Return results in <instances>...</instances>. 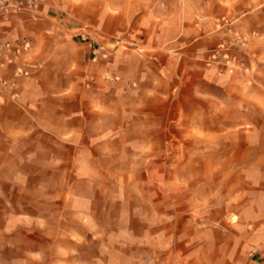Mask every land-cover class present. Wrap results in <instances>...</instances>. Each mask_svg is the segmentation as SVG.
I'll return each mask as SVG.
<instances>
[{
	"label": "crops",
	"instance_id": "obj_1",
	"mask_svg": "<svg viewBox=\"0 0 264 264\" xmlns=\"http://www.w3.org/2000/svg\"><path fill=\"white\" fill-rule=\"evenodd\" d=\"M14 2L0 13V264H176L161 257L166 237H154L149 225L139 234L130 219L132 231H114L110 223L118 215L96 216L98 193L110 187L98 185L95 176L111 175L118 166L122 136L126 144L141 142L142 160L132 154L134 164L121 173L128 167L149 173L148 161L167 139L163 94L199 90L183 81L194 73L222 96L217 128L210 123L207 135L217 129L224 138L236 108L245 143L236 154L223 155L228 167L231 157L238 161L235 172L223 169L221 199L207 193L206 214L187 217L206 226L185 236L187 252L173 253L186 255L185 264H264V0ZM228 27L247 41L249 54L235 61L244 68L205 63L199 54ZM150 104L160 106L152 112ZM47 147L58 154L46 155ZM41 154L61 160V182L43 186L23 181L19 168L7 172V159L30 161ZM41 173L36 168L28 176ZM39 190L61 193L40 200L26 194ZM39 203L50 211L61 208L60 217L39 214ZM112 203L121 204L112 197L102 202ZM192 204L191 197L184 207ZM48 219L61 228L48 229ZM135 242L142 243L140 250Z\"/></svg>",
	"mask_w": 264,
	"mask_h": 264
},
{
	"label": "rangeland",
	"instance_id": "obj_2",
	"mask_svg": "<svg viewBox=\"0 0 264 264\" xmlns=\"http://www.w3.org/2000/svg\"><path fill=\"white\" fill-rule=\"evenodd\" d=\"M246 42L242 33L235 32L228 27L224 31L223 38H220L213 46L199 51V54L206 56L207 60L202 59L205 63L215 64L219 67L241 66L244 68L246 63L242 62L241 64V62L237 63L235 61L237 56L249 54ZM204 72L203 70V74ZM196 76L198 74L194 73L192 80L183 81L187 83V88H189L190 81H193L194 87L199 90H167V94H163L167 111V139L165 144L153 154L154 158L152 161H148L150 165L149 169L146 170L149 172L147 175L134 174L130 167H128L129 171L126 174L121 173V170H126L124 168L126 165L134 164V161L131 160L132 154L138 158V161L142 160L141 142L126 144L122 136V139L120 138L122 143L117 144V148L122 146V151L119 153V158L115 163L118 164L114 168L115 172L113 171L111 175L98 174L95 176V182L98 185L102 184L105 187L109 185L110 187L103 191V195L98 193V199L94 207L96 216L104 220L108 215H118V222L110 223L114 231L125 232L133 229L141 234L146 228L145 226L149 225L154 237L159 235L166 237L164 245L167 249L161 254V257H165L167 262H175L176 264L180 262L185 264L187 260L186 255L179 259L173 253L175 249L177 252H187L186 248L191 243L189 239H186L187 243L184 244L185 236L192 233L196 226L197 228L206 226L202 224V219L192 222L191 220L188 221L187 217L197 215L200 218L206 214L205 198L208 197L207 193L210 195L211 193L214 194L215 202L221 199L223 169L227 166L226 157L223 155L228 153L236 154L245 143L243 135L238 133L239 128L235 125L238 122L236 108L230 114L231 125L223 128L226 132L224 138L216 134L217 129L207 135L210 123L214 124L212 128H217L215 124L221 117V110L218 108L221 107L222 96L218 90H212L207 87L208 80L203 75H199L194 80ZM139 101L140 99L138 101L134 100L135 103ZM156 106H160V104ZM150 107L151 111L154 112V105L150 104ZM211 111H214L212 118L206 119V114ZM206 121L208 122L206 128H204ZM18 143L21 146L24 145L23 141ZM110 146L112 150L116 149V144L112 143ZM131 149L133 151L129 152L128 150ZM45 153L46 155L49 153L58 154L57 151L51 152L49 147H47ZM120 156H123V158L121 159ZM56 157L55 155L50 159L41 154L35 160H30L31 162L29 160L7 159L5 165L7 170H9L7 172H11L13 168H19L23 171V181L39 182L43 186L46 184L47 186H54L55 182L62 181L56 171L63 172L59 169L61 160L56 159ZM236 161L238 159L231 157L230 165L226 167L224 172H235L237 170ZM72 162L73 160H70L71 164ZM30 163L31 166L29 165ZM36 168H39L42 173L37 179H32L28 176V173ZM139 168L141 170L140 166ZM48 171H50V174L46 176L45 173ZM52 172L55 173L53 174ZM73 176L75 174L70 176L71 182L73 181ZM236 176L238 177V175ZM237 177L230 175L231 180L238 182ZM109 180H111L110 184L107 183ZM180 190L183 196L179 195ZM60 193V190L26 192L27 195L31 194V197L37 200L56 197ZM178 195L179 198L176 201L175 197ZM190 196L195 200V204L184 207V204L189 202ZM14 197L12 196V198ZM111 197L118 199L121 204H116L114 207V203H112L110 207H104L102 202ZM22 199H24V195ZM181 202L183 204L182 208L179 205H174V203L181 204ZM31 207L33 209L34 205H31ZM37 208L39 209V214H45L46 211L48 212L51 209V207H47L43 203H39ZM60 211L61 208H54L48 215L52 218H57V216L60 217L58 215ZM121 215H123L122 218L119 217ZM214 215L216 217L217 213H214ZM179 216H182V221L175 223L176 217ZM130 219L133 220L129 224L132 229L126 226V220L130 221ZM143 220L146 221L143 222ZM47 222L49 224L48 229L52 231L62 226V223L57 221V219H48ZM72 225L77 226L75 223H71ZM175 236L176 238H174ZM134 246L138 248L143 245L141 242H135ZM135 253H138L137 249H135Z\"/></svg>",
	"mask_w": 264,
	"mask_h": 264
},
{
	"label": "built area",
	"instance_id": "obj_3",
	"mask_svg": "<svg viewBox=\"0 0 264 264\" xmlns=\"http://www.w3.org/2000/svg\"><path fill=\"white\" fill-rule=\"evenodd\" d=\"M28 1L30 2L31 0ZM15 5L16 3L14 2V0H0V13L5 9ZM0 53H1V44H0Z\"/></svg>",
	"mask_w": 264,
	"mask_h": 264
}]
</instances>
